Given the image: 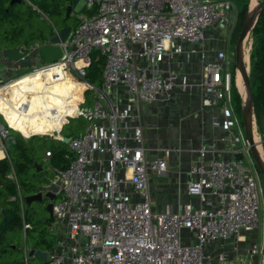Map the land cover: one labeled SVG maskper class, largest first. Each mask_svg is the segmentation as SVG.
Segmentation results:
<instances>
[{"label":"built area","instance_id":"1","mask_svg":"<svg viewBox=\"0 0 264 264\" xmlns=\"http://www.w3.org/2000/svg\"><path fill=\"white\" fill-rule=\"evenodd\" d=\"M81 1L88 12L79 15L67 39L58 44L59 59L41 61L38 48L48 41L12 48L23 54L18 60L8 58L10 49L0 51V116L5 122L0 124V160H9L10 131L17 129L3 110L11 107L19 117L28 115L24 103L13 107L2 91L30 77L37 94L46 97L48 85L71 73L95 93L91 106L82 107L75 99L73 112L63 115L52 133L59 140L70 117L81 116L87 124L68 141L73 153L69 165L53 167V178L34 192L43 198L57 194L52 201L57 237L45 264H248L255 255L264 264V242L248 247L240 258L207 250L231 239L237 250L245 232L260 224L257 171L232 103V61L225 48L216 49L212 59L206 56L205 29L228 23L232 1ZM184 53L200 57L201 106L227 107L230 116L222 138L227 156L212 146L196 149L197 160L189 170L195 179L186 193L197 197L198 206L186 202L176 211L153 210L150 175L166 172L173 149L146 143L142 110L144 104L169 99L173 90L186 91L192 85L183 65L176 63ZM29 55H37L39 64L22 72L33 63H24ZM94 56L104 60L100 87L85 79ZM31 85L19 92L32 93ZM51 156L46 151L44 160ZM28 254L26 250L25 259Z\"/></svg>","mask_w":264,"mask_h":264},{"label":"trees","instance_id":"2","mask_svg":"<svg viewBox=\"0 0 264 264\" xmlns=\"http://www.w3.org/2000/svg\"><path fill=\"white\" fill-rule=\"evenodd\" d=\"M21 3L22 1L10 4V0H0V51L16 48L21 45L31 46L36 43L45 42L55 34V30L60 31L62 29L58 30L54 28L48 35L44 34L42 30H38L36 35L31 34L29 30L32 24L30 16L26 10L20 8ZM75 3L76 0H71V10L72 5ZM233 3L237 5V9H235V20L231 28V38L236 42L245 18L248 0H233ZM40 4L44 9L47 7L45 0H40ZM70 13L67 15L69 16ZM66 26L69 25H65L64 27ZM251 36L253 38L251 66L254 72L253 80L255 84L252 89L254 114L257 126L261 131L264 123V9L259 14L251 30ZM103 64L104 60L102 57L96 59L94 56L92 58L86 71L85 79L87 82L97 87L101 86ZM75 85V82L65 76L63 81L54 82L52 89H50V85L46 87L48 93H46L45 97L43 94H37L38 88L32 84L29 86L32 88V93L28 92V94L21 96L22 103H26L28 115L21 118L14 114L13 117L8 118L11 125H18L19 129L28 134V129L29 132L34 133L45 128V123L61 119L66 114L68 95ZM88 92L90 90L85 87L84 83H79V97L75 99L79 101L82 107H86V103L90 102L86 96ZM232 97L234 99V75L232 76ZM68 122L64 125L68 124ZM23 123H27V129L21 127ZM11 131L15 136L7 148L9 160H0V264H23L22 261L11 258V255L16 250H22L25 255L26 250L39 249L48 251L51 247V241L49 240L50 233L44 229L36 232L35 236L31 234L34 230L44 226V224L47 223L49 225L51 218L49 217L44 221H40L39 224L32 222L28 205L38 200L27 202L25 200L26 196L23 194V191H26L28 196L38 190V187L31 185L30 179H33L38 185L44 183L42 182L43 179L41 180L40 173L43 167L42 161L41 163L39 162L37 155L40 152L45 153L46 151H50L52 153L50 161L53 167L66 168L73 158V153L67 144L54 137L24 135L22 132L21 135L19 131L14 129H11ZM46 134L50 135L51 132H46ZM64 137L71 136L65 135ZM37 140L57 141L58 145L43 147V145L39 144V141L38 144L36 143ZM29 170H31L30 175L25 174ZM12 176H14L15 180ZM28 180L30 182H27ZM20 198H23L22 202ZM18 231L24 233L22 248L17 247L13 241V235ZM25 260L27 262L28 257Z\"/></svg>","mask_w":264,"mask_h":264},{"label":"crops","instance_id":"3","mask_svg":"<svg viewBox=\"0 0 264 264\" xmlns=\"http://www.w3.org/2000/svg\"><path fill=\"white\" fill-rule=\"evenodd\" d=\"M230 17L231 14L229 19ZM206 30L204 32L205 46L208 50L206 56L208 59H212L215 56L212 47L214 38L212 39L209 30ZM187 46H191V44H186L185 47ZM219 48H224L223 41L217 49ZM176 63L183 65L184 73L192 85L186 91L173 90L169 99H156L146 103L142 110L146 143L152 147L173 149L166 158L168 164L166 172L162 175H150V181L153 183L150 197L159 191L163 199L166 200V209L171 211H176L181 204L186 202H190L194 207L198 206L197 197L189 196L186 193L188 183L195 179V175L189 170L192 162L197 160L196 149L204 145L212 146L221 156H227L222 151L227 147L222 138L226 134L225 121L230 116L227 107L201 106L198 86L201 69L199 54H180L176 58ZM171 66L174 67V61ZM212 154L215 155V153ZM160 177H166V179L163 180ZM163 181L164 183H162ZM152 209L162 211L157 203H152ZM243 240L238 243L237 250L234 249L235 239L211 244L207 246V250H223L230 256L240 258L248 247L258 243L256 230L246 231ZM248 264H260L259 258L256 255L250 257Z\"/></svg>","mask_w":264,"mask_h":264},{"label":"rangeland","instance_id":"4","mask_svg":"<svg viewBox=\"0 0 264 264\" xmlns=\"http://www.w3.org/2000/svg\"><path fill=\"white\" fill-rule=\"evenodd\" d=\"M45 1L47 3V7L45 9L43 7H41L40 0H22V3L20 4V8L23 10H26V12L30 16V22L32 24L29 27V30L31 31V34L33 33L36 35L38 30H42V32L44 34L48 35L53 31L54 28L60 30L65 25H69L73 28L77 24V22L79 21V15L86 14L88 12L85 8L84 2L81 0H76V3L72 5L73 10H71V13L69 16L67 15V7H68V5H70L71 0H45ZM231 1L233 3V0H231ZM260 1L261 0H258V3ZM251 2H252V0H248L247 10L254 8L252 6ZM233 5H234V9H237V5L234 3H233ZM247 10H246V12H247ZM234 15H235V11L232 10L231 11V17L229 19L228 24H226V23L225 24L214 23L206 29L209 30V34L211 35V38L212 39L214 38L213 42H212V47L214 48V53H215V50L218 48L219 45H221V43L223 41V47L227 50V56L232 61L231 69H232V73L234 75V99L232 97V103H233V106L235 109V113L240 115V117H241V110H242L244 103H245V100H246V89H245V85L243 88L244 90L239 89L238 83H237V81H238L237 79H238V76L240 75V73L237 71V69L235 67V63H234L236 42L232 40L231 31H230V29L234 23ZM244 45L246 47V51H247V55H248V59H245L246 62L244 61V63L246 65V69L248 72L251 89H253L255 84H254V80H253L254 72L252 71V66H251V53L253 50V38L251 36V32L247 35L246 40L244 42ZM23 61H24V63L25 62H27V63L33 62V63L29 66H24L21 69L22 72H26L29 69H31L33 67V65L39 64V58L37 55L35 56V58L32 55H29ZM69 74L72 77H74L75 79H77V81H78V90L75 93L74 99L72 100V102H73L75 100V98L79 97V94H78L79 83H82V81L80 79H78L75 75H73L71 73H69ZM81 88H82V86H81ZM236 94H237V98H236ZM252 94H253V92H252ZM86 96L90 100V102L86 103V106H91L93 104V99L95 98V93L90 91L86 94ZM73 110H74V106L72 105V103L70 101H68L66 114L72 113ZM14 114L7 113V111H5V115L7 118L13 117ZM253 118H254V137L256 136L257 140H264V123H263V128L260 131L258 126H257V123H256L255 114H254ZM61 119H63V117ZM61 119H59V120H61ZM68 121H69L68 124L64 125L63 130L60 132L64 136L65 135H69L71 137L78 136L80 133H82L84 131L85 126L87 124L86 119L83 117H78V118H75V117L71 118L70 117ZM55 123H56V121L47 122V123H45V128H43L42 130H39V131L47 130L46 132L52 133L53 131L56 130L55 129V127H56ZM0 124L5 126V122L3 121L1 116H0ZM46 128H48V129H46ZM46 132H44V133H46ZM40 134H41V132H40ZM10 135H11V138L9 139V144L11 141H13L12 138H14V136H15L12 131H10ZM21 135H22V133H21ZM54 135H57V133L50 134V135L44 134L43 136L53 137ZM38 141L39 140L36 141L37 144H38ZM39 144L43 145V147H51V146H57L58 142L52 141V140H45V141L42 140V141H39ZM65 144H67V146H68V143H65ZM258 146L260 147L261 155L264 158V141L259 143ZM37 157H38V160L40 163L42 161V166H43L42 171L41 172L39 171V172L41 173V177H42L41 180L43 179L42 182H44L43 184H45L50 179L53 178V175H54L53 165H52L50 160H44V153L43 152H40L37 155ZM252 160H253V158H252ZM255 169L257 171L256 176H257L259 186H260V224L256 228V235L258 238L257 244H262L264 242V177L261 175V173H259V171L256 168V165H255ZM30 172H31V170H29L25 174L30 175ZM164 178L166 179V177H164ZM164 178L160 177V179L165 180ZM30 181H31V185H34L38 188L43 185V184L38 185L37 182H35L33 179H30ZM30 181L28 180L27 182H30ZM162 183H164V181ZM152 184L153 183H151V181H150V189L152 187ZM160 185H159V187L161 188ZM23 194H24V196H27L28 193L26 191H23ZM155 195H151V202L153 204L157 203L158 206H160V209L162 211H164L167 208L166 203H165L166 202L165 198L163 199V197L161 196V193L159 191ZM48 201H49V199L44 197L41 202L33 201L32 203H30L28 205V211H29L30 218H31L32 222L39 224L40 221H44L45 219L50 217V214L46 209V205H47ZM50 218H51V221H50L49 225L46 223V224H44V226H42V227L34 230L33 232H31V234L34 236H35L36 232H38L41 229H44L45 231L50 233V236L49 235L48 236H49V240L51 241V247L46 252H49V251L54 249L56 237H57L56 224L54 223L53 217H50ZM13 237H14L13 238L14 244H16L17 247L22 248L23 243H24V233L18 231L16 233H14ZM11 258H13L14 260L22 261L23 264H44L38 257H36L35 255L34 256L29 255V254H28V260L26 262L25 255H24L22 250H16L11 255Z\"/></svg>","mask_w":264,"mask_h":264},{"label":"water","instance_id":"5","mask_svg":"<svg viewBox=\"0 0 264 264\" xmlns=\"http://www.w3.org/2000/svg\"><path fill=\"white\" fill-rule=\"evenodd\" d=\"M22 0H10V4H14L17 2H21ZM264 9V0H261L253 9L247 10L245 13V18L242 23L239 35L237 37V41L235 44V67L237 71L240 72L242 77L243 83L246 89V100L244 106L241 110V121L243 124V130L245 134V138L247 141V145L249 147V152L253 161L256 165L257 170L261 175L264 177V162L261 159V155L258 149V144L261 143L263 140H257L254 137V101H253V94L252 89L249 81L248 72L246 69V65L243 59V46L246 40L247 35L251 32L252 28L254 27L257 18L261 11ZM71 6L67 7V14L70 13ZM71 26H66L58 31L56 34L49 37L47 40L48 43L41 45L38 48V52L40 55L41 61L44 62H51L59 59L61 57L62 51L58 44L64 42L70 34ZM23 54L19 53L14 49H10L8 51V58L10 60H18L21 58ZM14 129V128H12ZM19 131L17 129H14ZM56 139H59L57 135L53 136ZM70 137H64L63 142L68 143ZM46 198L49 199V202L46 205V209L52 217V201L57 197V194L54 193H46ZM27 202L32 200L42 201L43 197L40 193H33L25 197ZM29 255H35L38 257L44 264L46 263L47 252L39 249H32L29 251Z\"/></svg>","mask_w":264,"mask_h":264},{"label":"bare ground","instance_id":"6","mask_svg":"<svg viewBox=\"0 0 264 264\" xmlns=\"http://www.w3.org/2000/svg\"><path fill=\"white\" fill-rule=\"evenodd\" d=\"M251 3H252V6L255 7V6L257 5V3H258V0H252ZM72 10H73V9H72ZM72 12H73V11H72ZM243 58H244V61H245V59H248V55H247V51H246V47H245V45L243 46ZM245 62H246V61H245ZM238 72H239V71H238ZM239 73H240V72H239ZM66 77L69 78L71 81L75 82V84H76L75 87L73 88V90L71 91V93L68 95V98H69L70 96H73V98H74L75 93H76L77 90H78V81H77V79L73 78L70 74H67ZM237 80H238L237 83H238V87H239V89L244 90V89H243V88H244V84H243V80H242L241 75L238 76V79H237ZM32 81H35V80H33V79L30 78V77L23 78L22 80L19 81L20 83H19L18 85L14 86V87H9L7 90L2 91V92L4 93V95H5V97L8 99L9 103H10L11 105H13V107H15V106L19 105L20 103H22V97H21V96L24 95V94L19 92V88L23 87L24 85H29V84H31ZM53 84H54V83H52V84L50 85V89H52ZM73 98L69 100L71 103H72ZM27 100H29V99H27ZM24 104H26V103H24ZM72 105H73V104H72ZM36 106H37V105H36ZM73 106H74V105H73ZM74 109H75V106H74ZM5 111H7V113H11V114H14V113H15L14 109L11 108V107H10L9 110H6V109L3 110L4 115H5ZM67 114H71V113H67ZM15 115H16V113H15ZM16 116H18V115H16ZM5 118L7 119L8 123L11 125V123H10L9 119L6 117V115H5ZM21 118H22V117H21ZM61 121H62V119L56 121V123H55V126H56L55 129H58V128H59V125H60V122H61ZM12 126H14V125H12ZM14 127H17V129H18L20 132H22L24 135H32V134H36V133H40V132H41V134H46V133H44V132L47 131V130H43V131H37V132H34V133H33V132H29V129H28V130H27V131H28V134H25V133L22 131V129H19L20 127H19L18 125L14 126ZM21 127H24L25 129H27V123H23ZM46 129H48V128H46ZM53 132H54V131H53ZM53 132H52V133H53ZM52 133H51V134H52ZM255 139H256V136H255ZM258 149H259V152H260V147H259V146H258ZM260 155H261V152H260ZM261 159H262L263 162H264V158L262 157V155H261ZM33 256H34V255H33Z\"/></svg>","mask_w":264,"mask_h":264}]
</instances>
